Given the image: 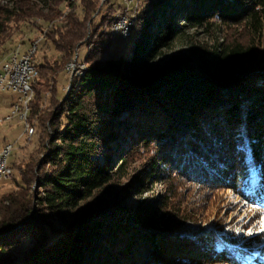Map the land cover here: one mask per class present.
Wrapping results in <instances>:
<instances>
[{
  "label": "trees",
  "instance_id": "16d2710c",
  "mask_svg": "<svg viewBox=\"0 0 264 264\" xmlns=\"http://www.w3.org/2000/svg\"><path fill=\"white\" fill-rule=\"evenodd\" d=\"M131 6L0 0V59L17 49L6 45L24 28L44 35L36 59L42 42L58 53L38 62L33 83L38 145L28 160L10 159L0 264H264V245L238 247L218 215L200 231L231 197L252 217L264 215V0ZM119 13L133 18L134 45L104 60ZM192 30L221 33L209 57L149 68ZM83 45L89 53L80 62ZM75 61L86 65L82 75L68 74ZM159 183L158 198L125 205Z\"/></svg>",
  "mask_w": 264,
  "mask_h": 264
},
{
  "label": "rangeland",
  "instance_id": "374dc122",
  "mask_svg": "<svg viewBox=\"0 0 264 264\" xmlns=\"http://www.w3.org/2000/svg\"><path fill=\"white\" fill-rule=\"evenodd\" d=\"M114 3L116 4V7L127 6L123 0H114ZM62 21L63 19L58 20L57 24L62 25ZM43 36L44 35H42L38 28H35L31 31L30 28H24V30L18 33V35L15 36V38L10 41L6 47L7 49H14L16 47L18 48V46L21 44V48L23 47L27 49L32 45L33 39L41 38ZM220 39L221 33L210 35L209 33H206L202 30H192L190 31V36L187 40L174 43L169 48L165 49L162 54H160L154 61L150 63L149 68L163 66L173 58L190 59L193 61V63L199 65L200 62L204 61V59L211 55L215 46L219 43L218 40L221 41ZM133 45L134 42L132 40L123 38L122 34H113V45L110 50L106 52L103 59H112L121 55H127V53L130 51L129 48ZM88 53V46H81L79 49L78 60L80 62H84ZM46 56L49 57L48 61L45 60ZM57 57L58 53L55 51L53 45L51 43L42 42L37 61L40 64H43L49 61L52 62ZM68 74L71 75L70 73ZM69 75L63 74L61 77H59L61 78L63 93L69 92L70 90ZM18 100L19 94L17 93L0 92V118H4L10 114L13 108L11 105L15 102H18ZM48 105L49 103L43 105V107H45L44 110H50L53 108V105ZM24 132L25 127L21 122L19 123L18 120H13L11 123L8 122L2 124L0 126V150L5 145L3 144V137L5 135L6 139L8 140L7 143L15 144V151L13 153V155H15V159L17 161L28 160L33 149L38 145L37 140L39 138L37 139V136H33L32 141L27 142L26 137L23 136ZM6 186L12 187L9 180L0 183V196L4 195L5 192H8ZM164 190L165 187L163 184H156L149 193L126 200L125 205L133 206L140 202L156 199L164 192ZM230 201L233 203V205H230L227 208L225 205H223L222 210L217 211V214L212 213L210 218L211 222L209 224L202 225L200 227V231H207L211 223H214L212 222V219L215 220L216 215H218L219 218H221V222H219L225 225L224 228L226 230L224 233H226L227 236H230V233L232 232L239 239L238 247L249 251L251 250L250 245H253L252 247L254 249L264 245V238L261 242L256 240V237H258L260 233L264 232L261 230L264 228V215L260 217H252V211H250V208L245 207L242 203L240 204L235 197H231Z\"/></svg>",
  "mask_w": 264,
  "mask_h": 264
},
{
  "label": "built area",
  "instance_id": "2783aa9c",
  "mask_svg": "<svg viewBox=\"0 0 264 264\" xmlns=\"http://www.w3.org/2000/svg\"><path fill=\"white\" fill-rule=\"evenodd\" d=\"M127 7L133 4L131 0H123ZM117 16H123V23L118 25L115 34H122L123 38L128 39L129 34V17L130 15L119 13ZM38 44L30 46V53L27 56H21L20 59L6 60V57L0 63V92H13L19 94V100L13 105L10 114L0 118V126L4 123L18 119L25 127L24 137L29 140L28 129L29 121H22V113L30 112L33 83L39 76V63L36 55ZM80 69L76 64L71 66L69 73L74 75ZM15 151V144L6 143L0 150V183L11 180L10 159Z\"/></svg>",
  "mask_w": 264,
  "mask_h": 264
},
{
  "label": "bare ground",
  "instance_id": "6f19581e",
  "mask_svg": "<svg viewBox=\"0 0 264 264\" xmlns=\"http://www.w3.org/2000/svg\"><path fill=\"white\" fill-rule=\"evenodd\" d=\"M133 1V0H131ZM123 23V16H116L114 21L112 22L111 26H110V31L115 34L116 32V28L118 25ZM132 27H133V18L130 16L129 17V34L130 36L128 37L127 40H130L132 38ZM42 38H39L38 40H41ZM38 40L35 41V43L33 44H38ZM30 53V47L26 50V51H22L21 49V45L18 46L17 49H15L13 52H11L7 57L6 60H13V59H20L21 56H27ZM3 61V59H0V63ZM38 63V61H37ZM75 64L80 67V69L77 70V72L75 73L76 75H82L83 72L86 70V65L85 64H79L77 61L75 62H71L68 66H67V71L69 73L70 67L71 66H75ZM74 74V75H75ZM38 78V76H37ZM34 97V89L32 91V99ZM29 116H30V112H23L22 113V121H29ZM35 134V127L30 124V127L28 129V137L29 140L28 141H32V138ZM13 171H11V178H13Z\"/></svg>",
  "mask_w": 264,
  "mask_h": 264
},
{
  "label": "crops",
  "instance_id": "0c3cea01",
  "mask_svg": "<svg viewBox=\"0 0 264 264\" xmlns=\"http://www.w3.org/2000/svg\"><path fill=\"white\" fill-rule=\"evenodd\" d=\"M20 45H21V44H20ZM21 49H22V51H26L28 48L26 49V48H23V47H22ZM15 103H16V102H15ZM15 103H13V104L11 105V107H12ZM11 107H10V108H11ZM9 112H10V111H9ZM14 120H18V119H14ZM12 122H13V121H12ZM18 122H19V120H18ZM9 123H11V122H9ZM19 123H20V122H19ZM6 130H7V129H6ZM3 138H4V141H3L4 143H3V144H6L7 141H8V140L6 139V136L4 135ZM2 146H3V145H2ZM4 188H5V187H4ZM11 188H12V187L6 186L7 191L11 190ZM5 193H6V192H5ZM2 196H3V195H2ZM2 196H0V198H1Z\"/></svg>",
  "mask_w": 264,
  "mask_h": 264
},
{
  "label": "snow or ice",
  "instance_id": "6c2138e0",
  "mask_svg": "<svg viewBox=\"0 0 264 264\" xmlns=\"http://www.w3.org/2000/svg\"><path fill=\"white\" fill-rule=\"evenodd\" d=\"M261 230L264 231V228H262Z\"/></svg>",
  "mask_w": 264,
  "mask_h": 264
}]
</instances>
